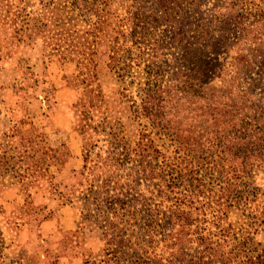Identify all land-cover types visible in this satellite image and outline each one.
<instances>
[{
    "label": "rangeland",
    "instance_id": "374dc122",
    "mask_svg": "<svg viewBox=\"0 0 264 264\" xmlns=\"http://www.w3.org/2000/svg\"><path fill=\"white\" fill-rule=\"evenodd\" d=\"M14 167L0 264H264V0H0Z\"/></svg>",
    "mask_w": 264,
    "mask_h": 264
},
{
    "label": "crops",
    "instance_id": "0c3cea01",
    "mask_svg": "<svg viewBox=\"0 0 264 264\" xmlns=\"http://www.w3.org/2000/svg\"><path fill=\"white\" fill-rule=\"evenodd\" d=\"M21 171L22 169H18V167L10 170L0 169V202L4 203L6 208L21 207L27 203V197L24 193L26 188L23 189L22 182L15 180L16 178L12 175L18 174ZM29 200L32 199L29 198ZM30 231V235L33 234V230L31 229Z\"/></svg>",
    "mask_w": 264,
    "mask_h": 264
},
{
    "label": "trees",
    "instance_id": "16d2710c",
    "mask_svg": "<svg viewBox=\"0 0 264 264\" xmlns=\"http://www.w3.org/2000/svg\"><path fill=\"white\" fill-rule=\"evenodd\" d=\"M76 2H77V0H75ZM173 1V0H172ZM172 9H175L174 7H171ZM169 10V14H172L173 13V10ZM204 27H206V26H203V25H201V26H199L197 29H195V31L197 32H200V33H198L197 35H195V37L198 39V41L201 43L202 42V39H203V41H206L207 40V38H205V37H203V36H205L206 35V33H207V31L208 30H205L204 29ZM213 45L211 46V49L215 52V53H227V43H226V41L223 39V38H219V39H217L215 42H213L212 43ZM160 87H158L157 89H159ZM147 94V97H153V94L151 93V92H147L146 93ZM155 157H153V158H150V159H148V158H145V157H143V159H137L136 158V163H135V165L133 166V167H135L136 168V170L137 171H140V168L141 167H146V166H144V164L145 165H152V161H153V159H154ZM117 161V160H116ZM147 162V163H146ZM134 169V168H133ZM112 180L111 179H109V181L108 182H111ZM165 181H167V182H169V184H168V186H171V184L172 185H174V186H178V179H177V177H175L174 175H170V177L168 178H166L165 179ZM98 199V198H97Z\"/></svg>",
    "mask_w": 264,
    "mask_h": 264
}]
</instances>
